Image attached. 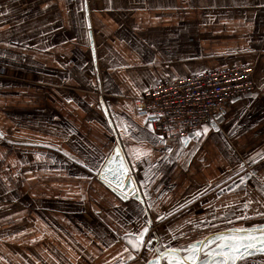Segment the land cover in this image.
Instances as JSON below:
<instances>
[{"label":"crops","instance_id":"crops-1","mask_svg":"<svg viewBox=\"0 0 264 264\" xmlns=\"http://www.w3.org/2000/svg\"><path fill=\"white\" fill-rule=\"evenodd\" d=\"M240 65L256 90L199 134L136 114L160 83ZM117 141L144 203L98 177ZM260 224L264 0H0V264H146L155 233Z\"/></svg>","mask_w":264,"mask_h":264},{"label":"built area","instance_id":"built-area-1","mask_svg":"<svg viewBox=\"0 0 264 264\" xmlns=\"http://www.w3.org/2000/svg\"><path fill=\"white\" fill-rule=\"evenodd\" d=\"M255 90L254 67L240 65L160 83L136 98L134 108L157 134L185 139L216 122L231 101Z\"/></svg>","mask_w":264,"mask_h":264},{"label":"water","instance_id":"water-1","mask_svg":"<svg viewBox=\"0 0 264 264\" xmlns=\"http://www.w3.org/2000/svg\"><path fill=\"white\" fill-rule=\"evenodd\" d=\"M91 45L93 47V42L91 43ZM92 51L94 53V47L92 48ZM106 114L109 117V113L107 111ZM121 161H123V164L127 168V172L123 173V175L121 174L120 169ZM130 173V165L123 153L120 141H117V145L115 146L108 159L104 163L103 167L101 168L98 177L110 190H112L122 200L127 201L128 199L133 198L134 200L140 203H144V199L139 190L136 179L132 177ZM233 234L244 237L250 235L255 238L253 241L254 246L248 249H242V258L238 259L235 264H237L240 260L244 258L264 254V245H262L261 243L262 241H264V224H260L244 228H230L224 231L212 233L197 242L190 243L181 248H164L162 246H159V238L158 235L155 233L153 236V239L155 241V244H153L155 245V257L147 261L146 264H169V262L173 260L174 257L179 258L182 262L186 261L188 257V249L194 245L203 250L200 254L201 259H203L204 252H207L209 250H217V246L220 243V241L216 240L217 236H231ZM214 259L219 264V262H222L224 258L221 256H216L214 257Z\"/></svg>","mask_w":264,"mask_h":264},{"label":"snow or ice","instance_id":"snow-or-ice-1","mask_svg":"<svg viewBox=\"0 0 264 264\" xmlns=\"http://www.w3.org/2000/svg\"><path fill=\"white\" fill-rule=\"evenodd\" d=\"M120 169L122 175L123 173L127 172V168L123 164V161H121ZM142 236L143 233L140 236H137L135 241L130 240L129 242L133 244V247L138 248L140 243H142ZM254 239L255 238L250 235L247 237L236 234L231 236L220 235L216 237V240L220 241L217 246V250H209L204 252L203 259H201L200 256L203 250L194 245L188 249V257L186 261L182 262L179 258L174 257L173 260L169 262V264H218V262L214 259L216 256H221L224 258L222 262H219V264H235L238 259L242 258V249H248L254 246ZM261 243L264 245V241Z\"/></svg>","mask_w":264,"mask_h":264},{"label":"flooded vegetation","instance_id":"flooded-vegetation-1","mask_svg":"<svg viewBox=\"0 0 264 264\" xmlns=\"http://www.w3.org/2000/svg\"><path fill=\"white\" fill-rule=\"evenodd\" d=\"M237 264H264V254L244 258L240 260Z\"/></svg>","mask_w":264,"mask_h":264},{"label":"rangeland","instance_id":"rangeland-1","mask_svg":"<svg viewBox=\"0 0 264 264\" xmlns=\"http://www.w3.org/2000/svg\"><path fill=\"white\" fill-rule=\"evenodd\" d=\"M205 236H206V235H205ZM205 236H204V237H205Z\"/></svg>","mask_w":264,"mask_h":264}]
</instances>
